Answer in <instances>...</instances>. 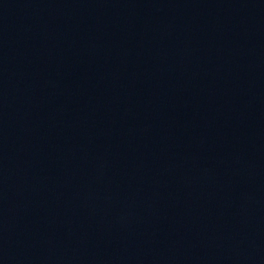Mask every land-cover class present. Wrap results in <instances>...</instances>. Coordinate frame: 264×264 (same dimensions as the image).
Returning a JSON list of instances; mask_svg holds the SVG:
<instances>
[{
	"label": "water",
	"instance_id": "1",
	"mask_svg": "<svg viewBox=\"0 0 264 264\" xmlns=\"http://www.w3.org/2000/svg\"><path fill=\"white\" fill-rule=\"evenodd\" d=\"M0 264H264V0H0Z\"/></svg>",
	"mask_w": 264,
	"mask_h": 264
}]
</instances>
